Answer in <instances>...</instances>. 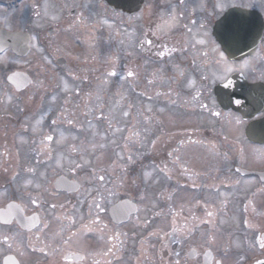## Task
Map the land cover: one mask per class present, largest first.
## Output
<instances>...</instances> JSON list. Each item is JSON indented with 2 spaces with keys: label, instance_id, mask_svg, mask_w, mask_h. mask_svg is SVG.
Masks as SVG:
<instances>
[{
  "label": "flooded vegetation",
  "instance_id": "1",
  "mask_svg": "<svg viewBox=\"0 0 264 264\" xmlns=\"http://www.w3.org/2000/svg\"><path fill=\"white\" fill-rule=\"evenodd\" d=\"M124 1L0 0V264H227L236 224L235 261L264 260V109L245 122L217 95L264 93V31L241 61L218 37L264 0ZM163 100L194 127L159 140Z\"/></svg>",
  "mask_w": 264,
  "mask_h": 264
},
{
  "label": "water",
  "instance_id": "2",
  "mask_svg": "<svg viewBox=\"0 0 264 264\" xmlns=\"http://www.w3.org/2000/svg\"><path fill=\"white\" fill-rule=\"evenodd\" d=\"M107 1L114 3V5H116V8H119L121 10L125 9L126 4L124 0ZM227 16L240 17L246 22L243 29L242 38L232 42L227 48L225 47V45H223L228 57L230 59L239 60L252 55L257 47L258 41L261 37V33L264 30V23L261 16L256 13L241 9H234L230 11ZM247 22L251 23L249 24ZM26 86H28L27 82L25 83L24 87ZM256 88L257 87L248 85L244 82L237 85L236 92H238V94H226L225 99L227 106L231 105L230 100H232L233 98L244 101V105L242 107L243 109L238 110V112L243 115L244 120L251 118V110H254L258 106L262 107L264 105V97H262L261 94L259 96L254 95V91ZM259 89L260 88H257L256 90ZM252 127V125H249L247 129V135L251 141H253L256 136ZM258 127L259 134H263V132L261 131V127H264V121L259 123ZM1 214H3V212H0V215Z\"/></svg>",
  "mask_w": 264,
  "mask_h": 264
},
{
  "label": "rangeland",
  "instance_id": "3",
  "mask_svg": "<svg viewBox=\"0 0 264 264\" xmlns=\"http://www.w3.org/2000/svg\"><path fill=\"white\" fill-rule=\"evenodd\" d=\"M34 73H35L36 79L40 80L42 78L39 72L35 71ZM185 113H187L185 108L183 109L174 108L171 102H167L163 100L161 103L162 124H161V128H159L157 131V138L160 140L161 137L164 138L167 135L174 136V132L178 133L181 131H187V130H190L192 127H194L195 121L187 117L181 118V116ZM168 144L174 145V139L171 140V142H168ZM1 166H2V163H1V158H0V170H1ZM148 170L149 169H147V173H148ZM156 178L159 180V183L162 185V187L165 188L163 193L161 194V197L165 199L168 195H171V193L174 192V185L172 184L173 181L171 178L165 176L163 173L158 174V177L156 176ZM148 199H149V196L147 197L146 201H148ZM236 231H237L236 234L240 238L239 243H242V240L244 241V238L248 232V229L236 224ZM227 237H226V243H228L227 246H229V248H227V260H228L227 264H236V263L246 264L248 260L250 261V257L245 252L242 253V256L240 257L238 262L235 261L236 259H238L237 253L234 252V248L236 249V246H238L237 237L235 235L232 236V234L230 235L229 232L227 233ZM247 243L249 244V239H247ZM254 246L255 245L252 243V245L247 247L246 251L250 255L254 254L253 253Z\"/></svg>",
  "mask_w": 264,
  "mask_h": 264
},
{
  "label": "snow or ice",
  "instance_id": "4",
  "mask_svg": "<svg viewBox=\"0 0 264 264\" xmlns=\"http://www.w3.org/2000/svg\"><path fill=\"white\" fill-rule=\"evenodd\" d=\"M224 7H225L224 5H221V10H223ZM233 7H240V5H233ZM245 23L246 22L242 18L231 17V16H226L222 21H220V24L218 26L219 27L218 37L226 48L230 46L232 42L242 38ZM247 23L250 24L251 22H247ZM32 39L34 40L35 37H32ZM147 43L151 44V41H147ZM201 43H203V41H201ZM160 55H163V53H160ZM129 75L131 76L132 73L130 72ZM11 78L12 77H9V79ZM46 138L49 141L52 140L51 136H48ZM76 167H79V165H76ZM99 179L103 181L104 177L100 176ZM32 203H36V201L33 200ZM10 207H15V206H10ZM96 207L100 208V210L103 211V209L99 204H97ZM258 264H264V262H258Z\"/></svg>",
  "mask_w": 264,
  "mask_h": 264
}]
</instances>
